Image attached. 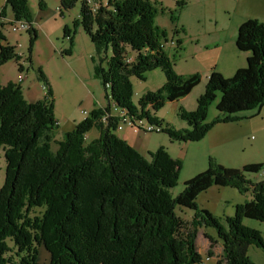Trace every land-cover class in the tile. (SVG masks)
Masks as SVG:
<instances>
[{"label":"trees","instance_id":"trees-1","mask_svg":"<svg viewBox=\"0 0 264 264\" xmlns=\"http://www.w3.org/2000/svg\"><path fill=\"white\" fill-rule=\"evenodd\" d=\"M174 1V9L167 11L161 2L151 0L104 4L103 0H58L61 14L80 4L73 31L82 27L92 43L93 70L107 103L105 108L93 109L60 141L54 139L58 121L53 90L40 68L36 78L45 91L34 103L23 97L19 85L0 84V150L6 161L0 188V264H37L40 246L49 254V264H200L196 239L203 227L215 229L221 242L215 264H253L247 256L250 246L264 253L259 232L241 224L243 219L264 223V180L255 183L246 176L260 173L263 164L226 168L209 155L206 169L186 180L182 191L173 196L180 160L162 148L141 156L115 134L116 117L106 125L101 122L113 103L135 121L146 118L170 141L187 144L199 143L214 126L259 117L264 108V21L255 19L242 21L234 39L238 52L247 55L246 65L229 78L211 69L196 109L177 110L186 128H170L149 116V105L156 111L184 98L201 80L197 73L176 74L164 50L168 32L155 19L168 12L170 22H178L187 1ZM92 2L96 6L90 7ZM9 13L11 19L6 21ZM14 21L30 26L29 61L36 31L27 0H5L0 8V27ZM68 34L66 27L63 35L69 38ZM70 42L72 48V38ZM127 50L134 53L132 59ZM20 60L14 46L0 47L1 67L14 61L20 73ZM156 69L164 75L162 87L143 94L136 107L129 79L144 81L145 74ZM213 104L215 116L206 122ZM248 112H252L248 117L240 115ZM92 129L99 137L86 142L84 137ZM212 186L233 188L251 199L237 205L234 217L223 224L195 204L199 194ZM177 208L193 210L194 216L185 222ZM208 241L206 252L211 258L214 242Z\"/></svg>","mask_w":264,"mask_h":264},{"label":"rangeland","instance_id":"rangeland-1","mask_svg":"<svg viewBox=\"0 0 264 264\" xmlns=\"http://www.w3.org/2000/svg\"><path fill=\"white\" fill-rule=\"evenodd\" d=\"M106 1L103 0L102 4ZM151 1L161 2V6L167 11H172L176 4L174 0ZM186 1L187 4L181 13H184V20L190 24L189 26H192L193 34L199 33V36L186 35L184 37L183 31L175 35L174 31L175 29L179 31L180 25L179 22H170L168 12L160 14L155 19V23L168 32V41L164 44V50L172 58L174 72L182 76L197 73L201 76L200 83L183 101L165 103L156 111L152 110L151 105L146 109L151 118L163 121L168 127L174 129L186 128V124L181 122L176 112L180 107L185 111L196 109L197 100L204 91L207 75L214 68L211 59L214 58V54L213 51H210L213 48L204 46L205 42L223 35L220 30L232 16L255 19L259 22L264 21L261 20L264 19V0ZM39 2L43 4L41 8L38 6ZM27 4L32 13V25L36 31V40L31 47V59L28 61L29 33L11 32L9 25L0 27V36L2 39L9 37L10 45L8 46L15 47L16 53L21 56L19 63L23 68V71L19 73L18 68L13 63L14 61L8 62L2 70L0 69V77L2 78L0 82L14 80L16 85L21 87L25 97L27 90L36 93L37 96H42L45 89H43V83L36 78L37 69L40 68L53 90L54 115L58 121L54 139L60 141L64 133L73 130L76 124L86 117L82 115L83 111L89 114L93 109L107 106L104 97L106 91L99 80L95 78L92 60L94 53L90 39L82 27H77L73 31L72 25L77 19L80 4L76 2L70 10L62 14L59 12L58 0H27ZM91 6L96 5L92 2ZM7 17H11L10 13ZM193 19H198L197 25ZM66 27L69 29V38L63 35ZM70 38H72V48H70ZM177 39L181 40L180 49L177 48ZM69 49H71L70 54L67 53ZM126 53L128 58L134 57L133 52L127 50ZM110 57L111 51L108 49L107 58ZM102 68H107L105 62L102 64ZM20 77H22L21 82H19ZM164 79V75L159 69L147 72L144 81H138L135 77H131L129 80L133 92L131 94L132 103L137 107L140 97L147 91L159 90ZM108 93H110L109 90ZM112 104L109 108L110 114H113L112 108L114 106ZM215 113V104H213L208 111L206 122L212 121ZM251 114L252 112L240 113L243 117H248ZM142 120L144 125L150 124L146 118H142ZM220 127L226 129L214 130L219 141L209 147L200 142L187 144L172 142L165 133L134 131L132 127L125 125L122 126L121 131H115V134L141 156L147 157L149 152L154 153L162 148L171 158L173 157L172 159L180 160L182 166L179 171L178 184L171 190L172 195L176 196L182 191L184 182L198 174L196 171L200 167L206 169L207 156L209 155L226 168L241 169L250 163L264 165V111L258 118L254 117L239 121L234 125ZM98 137V132L92 129L86 133L84 138L86 142H90ZM185 145L189 147L188 153ZM52 149H56L54 144ZM5 165L6 161L2 150H0V188L5 179ZM246 176L251 182L262 181L264 180V168L256 175L248 174ZM250 199L249 194L241 195L233 188L212 186L199 194L195 204L199 208L208 210L224 224L226 218L234 217L237 205H241ZM176 213L185 222H189L194 216L193 210L189 209L177 208ZM241 224L259 232L264 241V223L252 219H243ZM215 232L216 230L213 228L203 227L197 233L196 249L202 256L200 264H215L221 256V242ZM204 235L214 242L211 258L207 256L209 241ZM39 248H41L39 264H44L42 262L46 263L48 253L41 246ZM247 256L253 261V264H264V253L256 247L250 246L247 249Z\"/></svg>","mask_w":264,"mask_h":264},{"label":"crops","instance_id":"crops-1","mask_svg":"<svg viewBox=\"0 0 264 264\" xmlns=\"http://www.w3.org/2000/svg\"><path fill=\"white\" fill-rule=\"evenodd\" d=\"M4 3H5V0H0V8L4 6ZM10 19H11V17L10 18L7 17L6 21L7 20L9 21ZM184 19H185V15L182 12L180 15V19L178 21L179 22L178 24L180 25V28H182V30H183V36L184 37L186 35H188V36H192V35L199 36V33L193 34V29L191 28L192 26H189L190 24H188L187 21H185ZM248 19L249 18L244 19V17H239V16L230 17V19L227 21V24L223 25V28L220 30V32H223V35H221L219 38L215 37V38H212L210 41L205 42L204 46L211 47L214 49V50L213 49L210 50V51H213V54H214V58L213 57L211 58L213 61V64H214L213 69H215L217 72L221 73L223 76H226L228 78L231 77L238 68L244 67L246 65L247 55L243 54L242 52H238V50L235 48V45H234V39L236 36L237 28L240 25V23L242 21H246ZM193 20L195 21V24L197 25L198 19H193ZM261 20H264V19H261ZM6 45H10L9 37L7 36L6 38H3V39L1 37L0 47H4ZM9 62H11V61H9ZM7 63L2 67L0 66V69L2 70V68H4L7 65ZM13 63L17 67V64L15 62H13ZM0 79H2V78L0 77ZM9 82L15 83L14 80H9V81H5L4 83L0 82V84L5 86ZM26 93H27V95L25 97L24 92L22 91L23 97L25 99L27 98L26 100L30 103H34L43 97V95L37 96L36 93L30 92V90H27ZM186 97L180 98L177 101H183ZM263 111H264V108L262 109L261 112H263ZM261 112H260V115H261ZM81 121L82 120H80L79 122H81ZM224 125H226V124H220V125L214 126L212 128V130H210L209 133L205 136V138L202 141H200V143H204L203 145H206V147L215 145L219 141V139L216 138L217 135H216L214 130L226 129L225 127H220V126H224ZM229 125H234V124H229ZM226 126H228V125H226ZM185 146H186L187 153H188L189 147H187V145H185ZM204 170H205V168L200 167L198 169V171H196V172L199 173V172L204 171ZM38 255L39 256L37 257V264L40 263L39 257L41 256V248H39V254ZM45 256H47V254H45ZM47 258L48 259H47L46 263L45 262H42V263L49 264V258H50L49 254H48Z\"/></svg>","mask_w":264,"mask_h":264},{"label":"built area","instance_id":"built-area-1","mask_svg":"<svg viewBox=\"0 0 264 264\" xmlns=\"http://www.w3.org/2000/svg\"><path fill=\"white\" fill-rule=\"evenodd\" d=\"M89 4L91 7L92 3H89ZM9 28H10L11 32L18 34V33H22V32H27V30H29L30 26L24 21H21V22L14 21V22H11L9 24ZM21 81H22V77L19 78V82H21ZM43 89H45V88L43 87ZM112 106H113V104H112ZM112 111H113V114H110V112L108 114H104L101 117V122H103V124L106 125L110 118L116 117L118 119V123L116 124V131H118V130L121 131L122 126H124V125L132 127L134 131L140 130V131L150 132V133H153L155 131L156 132L159 131V129L157 127H155L151 124L144 125L142 119H141V121L133 120L132 117H130L125 111H122L118 107H113ZM82 115L87 117L88 113L86 111H83Z\"/></svg>","mask_w":264,"mask_h":264}]
</instances>
